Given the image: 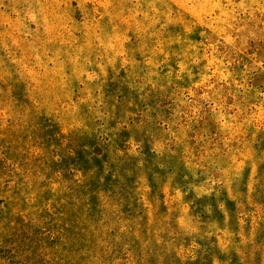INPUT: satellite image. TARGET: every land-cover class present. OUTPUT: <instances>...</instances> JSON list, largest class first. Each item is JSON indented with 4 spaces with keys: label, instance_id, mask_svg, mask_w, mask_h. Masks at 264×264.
I'll list each match as a JSON object with an SVG mask.
<instances>
[{
    "label": "rangeland",
    "instance_id": "obj_1",
    "mask_svg": "<svg viewBox=\"0 0 264 264\" xmlns=\"http://www.w3.org/2000/svg\"><path fill=\"white\" fill-rule=\"evenodd\" d=\"M0 264H264V0H0Z\"/></svg>",
    "mask_w": 264,
    "mask_h": 264
},
{
    "label": "trees",
    "instance_id": "obj_2",
    "mask_svg": "<svg viewBox=\"0 0 264 264\" xmlns=\"http://www.w3.org/2000/svg\"><path fill=\"white\" fill-rule=\"evenodd\" d=\"M118 145H120V144H118ZM122 145H124V144H122ZM121 147V146H120ZM125 148V147H124ZM150 148H148V147H143V150H142V152H143V154H145V159H146V157H151V155L149 154L150 153ZM145 161V160H144ZM147 171H148V175H149V178H151L152 179V177H153V173H154V170H153V168H148L147 169ZM152 186H153V184H151Z\"/></svg>",
    "mask_w": 264,
    "mask_h": 264
}]
</instances>
